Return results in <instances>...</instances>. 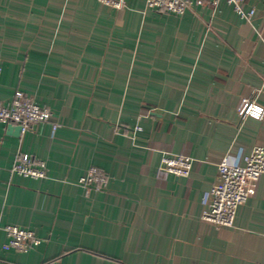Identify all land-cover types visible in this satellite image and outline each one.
<instances>
[{"label": "crops", "instance_id": "0c3cea01", "mask_svg": "<svg viewBox=\"0 0 264 264\" xmlns=\"http://www.w3.org/2000/svg\"><path fill=\"white\" fill-rule=\"evenodd\" d=\"M246 9L0 0V105L20 91L52 111L20 136L0 123V264H264V177L233 228L203 218L219 163L264 147V0ZM20 152L48 176L14 175ZM165 155L189 176L161 174ZM92 167L102 190L79 184ZM8 226L41 243L7 247Z\"/></svg>", "mask_w": 264, "mask_h": 264}, {"label": "built area", "instance_id": "2783aa9c", "mask_svg": "<svg viewBox=\"0 0 264 264\" xmlns=\"http://www.w3.org/2000/svg\"><path fill=\"white\" fill-rule=\"evenodd\" d=\"M98 1L104 6L120 10L127 7L130 0ZM220 1L222 0H146V6L160 13L181 16L195 6H202L205 3L217 6ZM224 1L232 6L243 19L250 20L255 13L254 9L249 11L246 9L250 0ZM2 72L3 68L0 65V75ZM239 115L242 119L249 116L259 117V107L254 101L244 99L239 108ZM51 118L50 109L42 108L27 99L20 91L16 92L10 105H0V123L21 125L22 133L27 132L34 125L50 123ZM57 127L54 125L55 130ZM192 167L193 162L188 157L172 158L170 155H165L160 172L166 176L188 177ZM218 171V181L205 198L207 210L203 218L217 228H233L238 210L257 193L259 182L264 177V147H255L240 161L233 157H225L219 163ZM11 172L31 179H44L48 176L45 161L21 152L16 155ZM79 184L87 191L102 190L108 184V177L102 169L92 167L79 180ZM5 230L9 237L7 247L26 251L41 243V240L30 230L16 226H8Z\"/></svg>", "mask_w": 264, "mask_h": 264}, {"label": "water", "instance_id": "95a60500", "mask_svg": "<svg viewBox=\"0 0 264 264\" xmlns=\"http://www.w3.org/2000/svg\"><path fill=\"white\" fill-rule=\"evenodd\" d=\"M13 125L14 124H10L8 126V130L11 132V134L15 136H20L22 134V126L21 125L13 126Z\"/></svg>", "mask_w": 264, "mask_h": 264}]
</instances>
